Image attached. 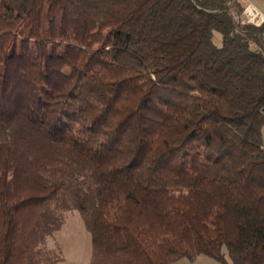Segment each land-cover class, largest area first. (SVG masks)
<instances>
[{"label":"trees","instance_id":"16d2710c","mask_svg":"<svg viewBox=\"0 0 264 264\" xmlns=\"http://www.w3.org/2000/svg\"><path fill=\"white\" fill-rule=\"evenodd\" d=\"M245 0H0V264H264V24ZM221 36V45L215 42Z\"/></svg>","mask_w":264,"mask_h":264},{"label":"rangeland","instance_id":"374dc122","mask_svg":"<svg viewBox=\"0 0 264 264\" xmlns=\"http://www.w3.org/2000/svg\"><path fill=\"white\" fill-rule=\"evenodd\" d=\"M264 13V0H250ZM215 42L221 45V36L216 34ZM264 141V126L262 129ZM58 243L67 264H89L92 256L91 235L85 227L79 211L66 213V223L60 231L48 239V245L54 247Z\"/></svg>","mask_w":264,"mask_h":264},{"label":"built area","instance_id":"2783aa9c","mask_svg":"<svg viewBox=\"0 0 264 264\" xmlns=\"http://www.w3.org/2000/svg\"><path fill=\"white\" fill-rule=\"evenodd\" d=\"M245 1L247 5L241 15V21L244 24L251 23L257 26L264 24V14L250 0ZM262 113L264 114V109Z\"/></svg>","mask_w":264,"mask_h":264},{"label":"crops","instance_id":"0c3cea01","mask_svg":"<svg viewBox=\"0 0 264 264\" xmlns=\"http://www.w3.org/2000/svg\"><path fill=\"white\" fill-rule=\"evenodd\" d=\"M255 5V4H254ZM256 6V5H255ZM257 7V6H256ZM258 8V7H257ZM259 9V8H258ZM261 11V10H260ZM262 12V11H261ZM263 13V12H262ZM264 14V13H263ZM57 245H59L58 243H55V246L56 247ZM49 246V245H48ZM50 247V246H49ZM54 247H50V248H54ZM60 247V246H59ZM61 248V247H60ZM62 250V249H61ZM66 259L64 257V261L62 262H59V263H56V264H67L66 263ZM172 264H220L219 262L215 261L214 259L212 258H209L207 256H199L195 261H188V260H185V259H182V260H178Z\"/></svg>","mask_w":264,"mask_h":264}]
</instances>
